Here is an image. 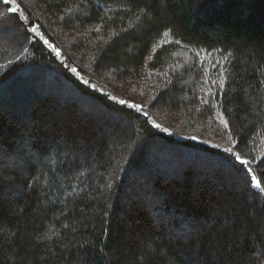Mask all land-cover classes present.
<instances>
[{
	"label": "trees",
	"instance_id": "16d2710c",
	"mask_svg": "<svg viewBox=\"0 0 264 264\" xmlns=\"http://www.w3.org/2000/svg\"><path fill=\"white\" fill-rule=\"evenodd\" d=\"M11 2L15 12L0 0V96L40 64L116 121L73 124L75 104L44 102L31 124L0 119V264H264V191L251 181L264 188V0ZM139 83L185 134L218 146L179 142L109 100H130ZM156 141L220 166L151 170Z\"/></svg>",
	"mask_w": 264,
	"mask_h": 264
},
{
	"label": "rangeland",
	"instance_id": "374dc122",
	"mask_svg": "<svg viewBox=\"0 0 264 264\" xmlns=\"http://www.w3.org/2000/svg\"><path fill=\"white\" fill-rule=\"evenodd\" d=\"M5 1V0H3ZM14 2V1H13ZM10 0V3L8 6L9 12H15L16 6L15 2L13 3ZM11 9H15V11H12ZM51 18H48V22L51 21ZM10 32L8 37L6 38L9 42H20L21 38L18 34L19 31H13V29H9ZM33 31V30H32ZM86 31H80V32H69V35H65V39L75 42H80L81 38H84ZM31 37L35 39V33L29 32ZM37 34V33H36ZM13 44V43H12ZM51 46L54 48V46L51 44ZM48 45V48H52ZM57 57H59V51L53 50L52 51ZM180 53V54H179ZM173 60H175L176 63L174 67L179 69L180 71L185 70V64L187 60H190L183 52H178V54L174 55ZM203 58H201V61ZM169 66H173V63H171ZM169 68V67H168ZM208 68V64H205L204 70L206 71ZM74 71V70H72ZM147 72V71H146ZM29 74L19 75V79H11V81L6 84L3 95L0 96V119L4 122L13 123V120L15 118H18L19 122L22 121L24 123H30L32 116L35 114L33 113L35 108H37L40 103L44 104H50L55 107L57 106H67L69 104H75L76 108L73 110V116L69 117L71 119V122L74 123H80L86 118L92 120V124L97 123L99 120L104 119L107 122L116 121L115 116H113L110 112H108L105 108L103 109L101 106H99L97 103H95L93 100L83 97L77 93V91L72 87L65 83L60 82H54V80L51 78L50 73H48L46 68L41 69L40 64L36 66V69L32 70L31 72H28ZM162 74V73H161ZM160 74V75H161ZM151 77H150V76ZM153 76H158L157 72H148L147 79L149 81V86L153 88V82L152 79ZM132 85H134L132 83ZM127 87H125L123 91V95H126ZM147 90V88H146ZM145 89H143L138 84V93L134 94V96L129 97L130 100H123L126 101L128 105L140 104L141 107H133L135 110L140 113L144 118H147L149 124L152 128H155V130L164 133L165 135L172 137V139H175L177 141H193L195 143H199L201 145H208L209 147H217L216 143L211 142L207 139H205L207 136L198 132L199 136L193 137L189 134V126L188 124H181L179 123V120L176 124V118H174V115L170 112L168 113L166 110H158L156 107V101L146 92ZM154 92V90H152ZM2 93V92H1ZM209 93V92H208ZM207 93V94H208ZM1 95V94H0ZM127 96V95H126ZM6 98V99H5ZM41 98V99H40ZM7 105H5L6 101ZM22 103L23 114H21V118H19L17 115H15L16 107L18 108V104ZM152 106L153 109H149V107ZM19 107V108H21ZM64 108V107H62ZM61 108V109H62ZM156 108V109H155ZM20 110V109H19ZM29 117V118H28ZM23 118V119H22ZM10 119V120H9ZM31 119V120H30ZM9 120V121H8ZM31 121V122H30ZM183 122V121H182ZM159 124L160 127H156V125ZM176 124V125H175ZM224 121L222 120L221 115L215 113L214 117L210 119V121H207V130L210 133L217 134V127L223 128ZM32 126V125H31ZM168 127H172L173 130H170ZM201 129V128H199ZM199 131V130H198ZM174 135L177 136H173ZM180 135V136H179ZM203 135V136H202ZM215 138V137H214ZM230 147L226 148L229 150ZM149 151L151 153H148L146 155L147 161L145 162V166L149 164V168L151 170L157 169V170H171L173 172L180 171L181 168L185 169L184 164L182 162L187 161H199V159L203 162L206 160L208 167L207 170L211 171V167L214 168V166H220L218 161L212 160L207 155H203L199 152L195 151H183L182 149L173 148L172 146L162 144L161 142L156 141L151 146H149ZM154 159L151 160V157ZM203 162H200L198 165L201 167H206L203 165ZM209 162V163H208ZM189 165L188 163H186ZM225 168V167H224ZM198 169V168H197Z\"/></svg>",
	"mask_w": 264,
	"mask_h": 264
},
{
	"label": "snow or ice",
	"instance_id": "6c2138e0",
	"mask_svg": "<svg viewBox=\"0 0 264 264\" xmlns=\"http://www.w3.org/2000/svg\"><path fill=\"white\" fill-rule=\"evenodd\" d=\"M5 2L10 3V0H5ZM11 10L15 11V9H11ZM33 31H35V29H33ZM85 83H87V81H85ZM121 103H126V101L122 100ZM132 106L137 107V108L141 107L140 104H135V103ZM225 126L227 127V122H225ZM156 127L159 128L160 125L157 124ZM229 151H231V149H229ZM236 159L240 160V162L242 164H248L249 163L247 160H241V158L239 156H237ZM248 171L251 172V169H248ZM251 181L255 183L256 188L260 189L261 191H264V188L261 187V180L260 179H257V177L253 175V176H251Z\"/></svg>",
	"mask_w": 264,
	"mask_h": 264
},
{
	"label": "bare ground",
	"instance_id": "6f19581e",
	"mask_svg": "<svg viewBox=\"0 0 264 264\" xmlns=\"http://www.w3.org/2000/svg\"><path fill=\"white\" fill-rule=\"evenodd\" d=\"M81 81H82V83L86 84L84 80H81ZM108 97H109V100H110V101H112V102H116V103H118V104H120V105L128 106L129 108H131V109H133L134 111H136L135 108H133L131 105H128L127 103H121V101L124 100V99H121V98H119L118 96H116V95H114V94H113V95H108ZM153 129H155V128H153ZM161 133H162V132H161ZM163 134H164V133H163Z\"/></svg>",
	"mask_w": 264,
	"mask_h": 264
}]
</instances>
